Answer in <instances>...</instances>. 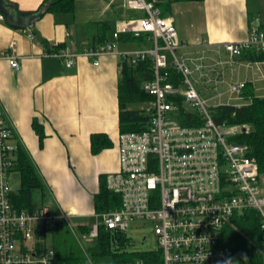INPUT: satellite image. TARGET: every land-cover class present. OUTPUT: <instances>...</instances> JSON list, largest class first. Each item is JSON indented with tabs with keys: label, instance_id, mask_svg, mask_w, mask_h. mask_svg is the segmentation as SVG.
<instances>
[{
	"label": "built area",
	"instance_id": "built-area-1",
	"mask_svg": "<svg viewBox=\"0 0 264 264\" xmlns=\"http://www.w3.org/2000/svg\"><path fill=\"white\" fill-rule=\"evenodd\" d=\"M121 1L143 15L119 21L108 41L81 54L70 47L55 53L67 67H73L81 55L95 59L93 64L98 65L99 57L115 53L120 57L121 75L125 61L134 66L146 59L153 62V78L141 87L151 97L142 108L149 124L140 133L118 134L119 168L106 176L108 189L121 196V205L96 214L99 223L83 234L69 214L55 213L47 203L33 211L13 207L9 177L16 165L18 144L0 105V264H56L55 250L44 236L59 225L66 226L80 243H92L99 237L101 224L114 233H126L132 221L149 223L160 250L147 252L157 254L155 257L130 264H237L221 237L233 217L247 211L259 216L264 237L258 162L248 144L233 138L236 131L232 127L215 121L214 107L209 105L224 95L230 102L215 107L245 101L242 90L246 83L227 82L225 65L246 51H264V29L256 24L244 41L215 47L202 42L199 50L186 53L187 45L180 40L174 22L162 13L161 0ZM122 34L145 37L144 46L121 50L118 39ZM222 53L227 60H222ZM7 59L14 70L20 69L17 57ZM223 84L228 89L220 92ZM211 91L214 96L203 95ZM190 112H196L201 125L182 124L181 117Z\"/></svg>",
	"mask_w": 264,
	"mask_h": 264
},
{
	"label": "crops",
	"instance_id": "crops-1",
	"mask_svg": "<svg viewBox=\"0 0 264 264\" xmlns=\"http://www.w3.org/2000/svg\"><path fill=\"white\" fill-rule=\"evenodd\" d=\"M7 2L26 18L41 13L43 0ZM163 6V15L172 19L180 40L187 45L186 53L199 50L202 42L215 47L244 41L256 24L264 29V0H161V9ZM74 12L45 11L23 28L20 21H8L0 10L4 17L0 20V105L14 129L16 143L27 151L43 180L45 203L55 213L82 220L96 217L94 196L100 175L119 168L122 75L120 57L115 53L99 57L98 65L93 64L95 59L81 55L73 67L56 57L66 47L81 54L99 45L100 25L94 33H82L67 16ZM143 46L119 42L121 50ZM11 55L18 58L19 70L11 67L7 59ZM221 56L228 59L226 53ZM224 78L249 83L257 97H264V62L235 58L225 65ZM129 108L134 109L133 105ZM94 134L106 135L112 146L94 154Z\"/></svg>",
	"mask_w": 264,
	"mask_h": 264
},
{
	"label": "trees",
	"instance_id": "trees-1",
	"mask_svg": "<svg viewBox=\"0 0 264 264\" xmlns=\"http://www.w3.org/2000/svg\"><path fill=\"white\" fill-rule=\"evenodd\" d=\"M193 0H171L173 2ZM199 1V0H196ZM77 0H43L39 11L55 13H73ZM37 11V12H39ZM137 13L135 16H142ZM109 23L100 25L98 44L109 40L111 35ZM118 42L121 44L141 45L145 37H134L122 34ZM241 60L249 62H264V51H246ZM153 62L146 59L137 65H131L127 61L123 63L122 79L119 84L120 99V132H139L149 124V118L143 109H131L129 106L144 104L151 97L142 90V84L153 78ZM242 97L246 104L237 106L225 104L213 108V117L218 124L226 123L236 131L235 140L248 144L251 147V156L259 165L260 174L264 176V97H257L251 84L246 83L242 90ZM181 122L184 125H201V119L196 112L183 114ZM40 137L42 138L41 131ZM92 151L98 154L112 146V142L104 134L92 135ZM16 165L11 172H18L20 185L10 193V201L13 207L19 210L33 211L39 205L45 203V186L43 180L32 163L27 151L18 144L16 153ZM121 205V196L107 187L106 176L100 175L98 191L94 196L96 214L114 211ZM84 228V227H83ZM88 232V228L82 229ZM70 231L65 226H58L51 230L53 249L56 254V264H90L82 255L79 248L70 244L68 236ZM47 234L44 236L47 242ZM263 233L260 228V219L256 212L247 211L245 214L233 217L232 225L225 227L221 242L226 247L229 256L237 264H264ZM128 239L125 233L112 232L102 224L99 226V237L92 246L90 256L95 264H130L137 259H150L157 254L131 253L126 250ZM153 255V256H152Z\"/></svg>",
	"mask_w": 264,
	"mask_h": 264
},
{
	"label": "rangeland",
	"instance_id": "rangeland-1",
	"mask_svg": "<svg viewBox=\"0 0 264 264\" xmlns=\"http://www.w3.org/2000/svg\"><path fill=\"white\" fill-rule=\"evenodd\" d=\"M164 6L162 7L163 10ZM137 12L129 9L123 5V1H117L115 4L110 3L108 0H77L76 9L74 14L67 15L70 17L69 19H73L76 23L77 27L82 31V33H94L96 31V27L102 25V23H109L111 30L113 31L116 27L117 22L121 19L128 18L130 16H135ZM136 17V16H135ZM180 54L181 52L178 51ZM230 76H227V80H230ZM230 82V81H228ZM227 85H220L219 91L224 92L227 91ZM206 98H210L215 95L213 91L203 94ZM227 103L228 95H224L220 100L214 99L209 102V105L215 107L220 103ZM231 104L239 105L242 104L240 100H233ZM143 105H133L134 109H140ZM185 107L190 111H194V109L189 106V104H185ZM10 187L12 189H17L19 187L20 178L18 172H12L10 174ZM261 189L264 193V176L261 179ZM254 212V211H251ZM74 223L81 222L80 224H75L78 233H85L82 229L88 228L91 230L96 224L99 223V220L95 216H91L86 219L77 220L73 219ZM84 227V228H83ZM66 229H68L65 226ZM69 230V229H68ZM69 236L68 241L71 244L77 246L82 253L83 257L90 263L95 264L90 256L89 249L95 245V242H86L82 240L80 243L75 236L71 232L68 233ZM47 245L53 248L52 239H50V234H47ZM126 238L128 239V243L126 246V250L131 253H144V252H158L160 250L157 236L153 232V228L149 223H144V221H132L129 223V228L125 233ZM102 264V263H99ZM109 264V263H103Z\"/></svg>",
	"mask_w": 264,
	"mask_h": 264
},
{
	"label": "water",
	"instance_id": "water-1",
	"mask_svg": "<svg viewBox=\"0 0 264 264\" xmlns=\"http://www.w3.org/2000/svg\"><path fill=\"white\" fill-rule=\"evenodd\" d=\"M0 10L4 13L5 18L8 21H20V26H22L23 28L30 26L32 22L37 19V17H40L42 15V13H39L38 15L21 18L20 15H18L17 7L15 5L9 4L7 0H0Z\"/></svg>",
	"mask_w": 264,
	"mask_h": 264
}]
</instances>
